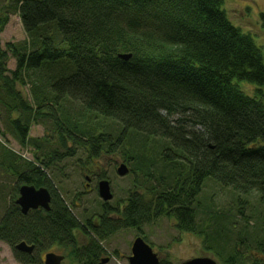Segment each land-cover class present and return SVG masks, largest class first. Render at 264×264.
Segmentation results:
<instances>
[{
  "label": "trees",
  "instance_id": "trees-1",
  "mask_svg": "<svg viewBox=\"0 0 264 264\" xmlns=\"http://www.w3.org/2000/svg\"><path fill=\"white\" fill-rule=\"evenodd\" d=\"M14 14L25 38L0 47V138L33 152L24 160L0 141V169L15 181L0 241L17 262L38 264L37 252L15 249L25 242L98 264L106 237L171 218L179 232L203 235L217 263H239L224 247L231 218L213 211L203 228L196 222L207 180L229 188L240 207L256 196L253 229L262 236L246 231L247 216L238 242L252 241L264 257V55L222 0H0V34ZM35 124L51 135L28 139ZM117 149L132 176L122 207L98 197L100 213L79 222L46 171L79 151L89 164ZM23 185L47 188L49 210L22 214L13 200Z\"/></svg>",
  "mask_w": 264,
  "mask_h": 264
},
{
  "label": "rangeland",
  "instance_id": "rangeland-1",
  "mask_svg": "<svg viewBox=\"0 0 264 264\" xmlns=\"http://www.w3.org/2000/svg\"><path fill=\"white\" fill-rule=\"evenodd\" d=\"M222 1L223 9L232 25L237 26L244 33H249L264 55V30L260 27L259 18V14L264 13V0ZM24 38L25 34L17 14L11 15L0 34V47L3 48L9 42H19ZM7 66L13 69L14 61L10 59ZM245 90L251 93L253 87L246 85ZM0 113L2 114L0 117V132H2L6 128L2 121L3 112L0 111ZM45 135L50 136V131H45L42 125L35 124L30 126L27 137L28 139H35ZM3 137L4 139L0 138V141L6 142L10 150L20 155L24 160H32L33 152L31 148L20 146L8 133H5ZM122 160V153L117 149L113 154L102 153L99 158L91 159L89 164H86V154L79 151L70 158H61L60 161L55 163V166L49 168L46 172L49 178H53L56 190L61 194L65 203L70 206L72 214L79 222H82L93 212L99 214L101 210L99 202L102 203L94 190L92 181L89 183L85 181L84 177L86 175L91 176V178H96L97 175H104L108 179L112 199L106 205L116 207L117 203L122 202L121 200L124 201L126 198L127 191L132 185V176L129 174L122 177L117 175L116 167L118 168L120 164H123ZM87 185L91 186V190H88ZM14 186L13 177L0 169V218L10 201L11 189ZM77 195L78 197H76ZM16 197L13 202L18 198ZM236 198L237 195L229 188L221 187L217 183L207 180L197 196L199 206L196 222L203 228L208 222L206 220L210 212L224 213L231 218L228 227L229 231L227 229L229 239L226 246H224L225 250H236L244 258L242 264L261 263L262 261L258 257L262 253L256 251L255 243L250 240L245 241L244 244L238 242L240 231L243 230V225H245L242 220L243 217H252L247 223L246 231L249 235H253L256 238L262 236L260 232L254 233L255 230L253 229L255 227L254 215L260 209L257 204V198L255 195H248L246 197L247 203L241 207L237 203ZM72 201L74 206H71ZM239 210H242L243 215H239ZM137 235L144 237L151 244L153 251L161 253L159 255L160 258L167 259L172 264H181L192 258L210 257L215 259L213 250L208 252L205 249L204 245L206 243L209 244V242L204 243L205 238L203 235L187 232L180 233L175 227L174 219L160 218L150 224L143 225L140 231L133 229L120 230L103 241L101 243L103 248L112 254L104 257L109 259L106 264H128L127 258L130 256L131 243ZM76 238L78 242H83L84 235L77 233ZM68 251V248L64 249L53 244L46 246L45 249L39 252L35 251L37 252L35 255H37L38 264H43L44 254L46 253L62 255L64 258L61 264H75ZM241 260L236 264H241ZM0 264H21L14 258L11 247L1 241Z\"/></svg>",
  "mask_w": 264,
  "mask_h": 264
},
{
  "label": "water",
  "instance_id": "water-1",
  "mask_svg": "<svg viewBox=\"0 0 264 264\" xmlns=\"http://www.w3.org/2000/svg\"><path fill=\"white\" fill-rule=\"evenodd\" d=\"M128 55H122L121 58L125 59ZM117 175L120 177L128 173L126 165L120 164L116 169ZM98 196L103 202L112 199L109 184L106 180L98 184ZM15 204L19 206L22 214H26L30 209L42 208L46 211L49 210L50 194L46 188H35L34 186L23 185L18 189V198ZM19 251L31 252L32 246L20 242L15 246ZM62 255L48 253L44 256L43 264H61L63 261ZM109 259L103 258L98 264H106ZM128 264H158L159 257L153 253L150 246H148L140 237H137L131 245V255L127 258ZM181 264H217V262L210 258H193L186 260Z\"/></svg>",
  "mask_w": 264,
  "mask_h": 264
},
{
  "label": "flooded vegetation",
  "instance_id": "flooded-vegetation-1",
  "mask_svg": "<svg viewBox=\"0 0 264 264\" xmlns=\"http://www.w3.org/2000/svg\"><path fill=\"white\" fill-rule=\"evenodd\" d=\"M84 179H85V181L87 182V183H89V182H91L92 181V183H93V185H94V190L96 191V194L98 195V184H99V182H101V181H103V180H106L107 182H108V184H109V187H110V183H109V181H108V179L104 176V175H97L96 176V178H91V176H85L84 177ZM87 187L89 188L88 190H91V186L89 185H87ZM40 188H45V187H40ZM38 189V188H37ZM47 189V188H46ZM56 189V188H55ZM48 190V189H47ZM49 192V191H48ZM50 194V193H49ZM50 199H51V197H50ZM110 201V200H109ZM108 202V201H107ZM107 202H104L105 204H107ZM119 205V208H121L122 207V205L121 204H117V206ZM76 207V206H75ZM107 207L109 208V209H111L112 211L115 209L113 206H108L107 205ZM31 210H44V209H42V208H37V209H30V210H28V212L29 211H31ZM46 211V210H45ZM110 216V215H109ZM111 217H113V218H115V216H114V214H111ZM128 229H133V228H128ZM124 230H126V229H124ZM133 230H135V229H133ZM140 231V230H139ZM79 232V231H78ZM79 233H83V232H79ZM180 233H184V232H180ZM187 233H189V232H187ZM139 234H141L140 232H139ZM114 235V234H113ZM142 235V234H141ZM112 236V235H111ZM137 237H140L148 246H150V248L152 249V247H151V244L148 242V241H146V239L144 238V237H142V236H140V235H137L134 239H133V241L137 238ZM107 238H109V237H106L104 240H102V242L103 241H105ZM133 241H132V243H133ZM101 242V243H102ZM25 243V242H24ZM132 243H131V245H132ZM26 245H28V246H32V250H31V252H23V251H19V250H17L16 248V250L17 251H19V252H22V253H24V254H27V255H32V254H34V252H35V247H34V245H29V244H26ZM101 247L103 248V246L101 245ZM103 250H104V252H103V254L102 255H112L111 253H108L104 248H103ZM152 251H153V249H152ZM153 253H155L156 255H158V257H159V255H161V253H159L158 251H153ZM46 254H48V253H46ZM46 254H44V255H46ZM115 254H116V252H115ZM57 255V254H56ZM130 255H131V247H130ZM260 257H258V259L260 260V261H262L264 258H263V255H259ZM160 258V257H159ZM193 259V258H192ZM190 260V259H189ZM258 264H261V263H258Z\"/></svg>",
  "mask_w": 264,
  "mask_h": 264
}]
</instances>
